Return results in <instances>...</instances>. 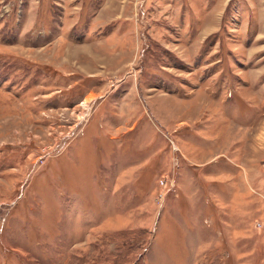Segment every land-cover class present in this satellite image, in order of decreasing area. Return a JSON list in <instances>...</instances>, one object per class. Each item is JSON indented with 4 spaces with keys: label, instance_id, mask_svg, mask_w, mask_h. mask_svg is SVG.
<instances>
[{
    "label": "rangeland",
    "instance_id": "rangeland-1",
    "mask_svg": "<svg viewBox=\"0 0 264 264\" xmlns=\"http://www.w3.org/2000/svg\"><path fill=\"white\" fill-rule=\"evenodd\" d=\"M0 264H264V0H0Z\"/></svg>",
    "mask_w": 264,
    "mask_h": 264
}]
</instances>
